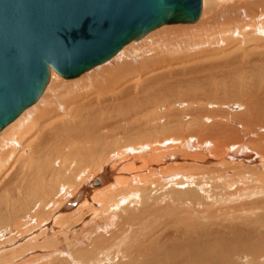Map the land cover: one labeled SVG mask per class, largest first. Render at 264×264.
Masks as SVG:
<instances>
[{
    "label": "bare ground",
    "instance_id": "1",
    "mask_svg": "<svg viewBox=\"0 0 264 264\" xmlns=\"http://www.w3.org/2000/svg\"><path fill=\"white\" fill-rule=\"evenodd\" d=\"M60 76L0 129V264H264V0H201ZM192 184L217 228L162 210Z\"/></svg>",
    "mask_w": 264,
    "mask_h": 264
},
{
    "label": "water",
    "instance_id": "2",
    "mask_svg": "<svg viewBox=\"0 0 264 264\" xmlns=\"http://www.w3.org/2000/svg\"><path fill=\"white\" fill-rule=\"evenodd\" d=\"M200 10L201 0H0V129L39 97L50 67L77 76Z\"/></svg>",
    "mask_w": 264,
    "mask_h": 264
},
{
    "label": "rangeland",
    "instance_id": "3",
    "mask_svg": "<svg viewBox=\"0 0 264 264\" xmlns=\"http://www.w3.org/2000/svg\"><path fill=\"white\" fill-rule=\"evenodd\" d=\"M61 77V76H60ZM254 154H252L251 156H253ZM251 156H249V157H251ZM248 156H247V158H249ZM228 161V160H227ZM252 162V161H251ZM254 163H256V161L255 162H253V163H248V162H243V164H245L246 166H251V165H254ZM240 169H231V171L229 170V172H230V175H229V172H228V174H227V176H226V174L224 173V176H223V180H231L230 182H234V183H236L235 185H236V189H239V188H241L242 187V184H241V177H242V175H241V172H245V171H247L246 169H244V170H242V167H239ZM234 171V172H233ZM232 172L233 173H238V174H232ZM249 174H250V172H248ZM232 174V175H231ZM247 174V173H246ZM226 176V177H225ZM240 176V177H239ZM238 177V178H237ZM251 177V176H250ZM252 177H255V175H252ZM234 179V180H233ZM251 179V178H250ZM238 181V182H237ZM251 181V180H250ZM239 183V184H238ZM238 184V185H237ZM252 185H253V187L254 186H256L257 184H256V182H255V184L254 183H251ZM189 188H193V190H194V192H188L187 191V188H183V187H178V190H179V194H174V193H168L167 194V192H165V199L166 200H168V201H171V197L172 198H175V197H178V198H176V199H181L182 200V202H181V200H178V201H172V206L170 205V207L168 208V209H170V211L169 210H167L166 211V209H162L166 214H167V217H169L168 215H170V216H175V214H179L180 216H182V217H184V213L182 212V211H184L185 210V208L186 209H193L194 210V212L193 213H191V215H192V217H194L193 218V220H195V222L194 223H196L197 224V227L199 228L201 225H206V223H208L209 224V226L211 227V228H217V225H212L211 226V223H213V222H215L216 221V218H217V216H216V213L214 212V217H213V215H207V214H205L204 212H202L203 211V209L204 208H206V207H209V206H211V202H212V200H207V199H205V202H202V201H200V198H202V196L200 195V191L199 190H197L196 188H195V185H193L192 184V186L190 185V187ZM232 189L233 188H229V191H232ZM196 190V191H195ZM220 191H221V189H215V191L213 192V197L215 198V199H223V198H225V193H226V191L224 192V190H223V194L221 195L220 194ZM222 193V192H221ZM175 196H174V195ZM227 194V193H226ZM172 195V196H171ZM174 196V197H173ZM173 202H174V204H173ZM177 202V203H176ZM180 202V203H179ZM209 202V203H208ZM176 203V204H175ZM182 203V204H181ZM186 203V204H185ZM219 203V202H218ZM179 204V205H178ZM188 204V205H187ZM219 204H221V205H223L221 202L219 203ZM209 205V206H208ZM220 205V206H221ZM190 206V207H189ZM227 206H229V205H226V206H224V207H222V208H225L227 211L226 212H229L230 210H231V208H229V209H227L226 207ZM202 207H204V208H202ZM174 209V210H173ZM180 209H183L182 211H180ZM225 209L223 210V211H225ZM236 209H238L237 207H236ZM172 210V211H171ZM201 210V211H200ZM72 211V210H71ZM200 211V212H199ZM242 213V212H241ZM166 214L165 215H163V218L164 217H166ZM234 214V212H231V215H233ZM222 215L223 216H225V214L224 213H222ZM213 219H212V218ZM215 219V220H214ZM204 221V222H203ZM206 221V222H205ZM183 222H185V223H183ZM183 222H181V224L182 225H185L186 223H188V222H190V221H188V220H186V219H183ZM228 226V225H227ZM229 226H230V224H229ZM196 227V228H197ZM219 227V229H220V231L219 232H226V231H224V230H227L226 228H223V227H221V226H218ZM198 228H197V231H198ZM173 229V228H172ZM192 229V228H191ZM191 229L189 230V231H187V233H188V235H187V233H186V235L184 236V237H188L189 235H191L192 234V236H194V235H196V234H194L195 232H193V229H192V231H191ZM196 231V232H197ZM213 231V230H212ZM216 234V233H215ZM215 234H213V235H208V238H207V240L208 239H211L212 237L214 238V235ZM209 236H211V237H209ZM183 238V237H182ZM209 243H215V242H209ZM114 257V256H113ZM110 261H111V259L109 260V264H111L110 263ZM114 261H117V257H115V260Z\"/></svg>",
    "mask_w": 264,
    "mask_h": 264
}]
</instances>
